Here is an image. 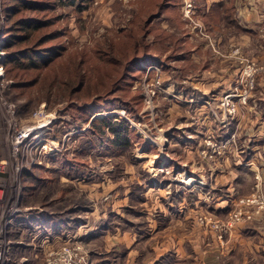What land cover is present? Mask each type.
Segmentation results:
<instances>
[{"label":"rangeland","instance_id":"1","mask_svg":"<svg viewBox=\"0 0 264 264\" xmlns=\"http://www.w3.org/2000/svg\"><path fill=\"white\" fill-rule=\"evenodd\" d=\"M32 1L49 8H23L9 20L3 8L18 2L0 0V264H152L162 256L172 264H264V217L218 234L240 200L264 201V160L257 158L264 141L257 97L264 95L254 85L240 101L247 66L264 65V28L249 21L261 0H233L250 31L214 21L205 0H171L167 8L165 0ZM185 1H192L189 12ZM160 7L147 38L152 56H139L112 94L108 86L87 100L88 111L78 108L89 97L85 90L77 101L21 106L24 95L7 78L21 69L4 62L2 48L14 19H48L34 33L54 37L42 47H64L54 62L64 67L109 43L119 46ZM220 58L239 75L222 73ZM227 96L236 113L227 111ZM38 110L44 115L36 119ZM108 116L130 130L129 147H112L110 132L102 140L88 132L94 119ZM16 133L24 138L15 154ZM189 166L242 170L244 184L211 188L213 175L193 185L176 173Z\"/></svg>","mask_w":264,"mask_h":264},{"label":"trees","instance_id":"2","mask_svg":"<svg viewBox=\"0 0 264 264\" xmlns=\"http://www.w3.org/2000/svg\"><path fill=\"white\" fill-rule=\"evenodd\" d=\"M18 5L12 7L4 6L7 19H12L19 14L23 8L30 10H41L49 8L45 3H36L32 0H15ZM73 1V0H70ZM174 7L171 0H165L163 6ZM224 8L223 2L213 3L209 12H214L213 20L225 25L230 22L231 11L220 9ZM162 7L156 13L149 15L141 26L129 30V35L121 39L119 46L117 43H109L105 48H99L100 53L95 50L91 52V56L85 59H79L77 62L66 64L64 67L58 66L55 60L62 54L64 47L58 44L42 47V43L51 40L53 36L45 33V35H35V31L46 28L49 25L48 19L27 15L25 17H17L8 26L10 33L7 43L3 44L6 57L5 63L16 64L21 69L13 72L7 78L14 80L11 85L14 90H18L19 94L24 96V104L21 106L34 107L40 103L61 104L63 102L77 101L79 92L86 91V100L81 102L79 110L88 111L87 100L94 97L105 95L110 86L111 94L119 88L121 80L127 73L136 66L139 56L151 57V44L147 38L152 32V18H158L161 14ZM228 13V14H227ZM220 14V16H219ZM219 17V18H217ZM120 41V40H119ZM183 55H175L179 58ZM23 60H27L25 63ZM32 68L33 71L26 75L25 70ZM6 71H11L6 70ZM89 75H94L90 77ZM258 79V78H257ZM255 80L257 85L258 81ZM17 91V92H18ZM95 92V93H89ZM21 97V96H20ZM22 97V98H23ZM112 117V116H111ZM111 117H102L94 119L88 132L98 138L103 139L106 132L112 134L109 140L110 145L114 148H127L131 145L130 137L127 133L130 131L125 123L114 121ZM34 186L30 188L33 190ZM48 217L51 215L47 214ZM53 219V218H52ZM170 260V261H168ZM172 259H165L163 256L156 259L152 264H172Z\"/></svg>","mask_w":264,"mask_h":264},{"label":"crops","instance_id":"3","mask_svg":"<svg viewBox=\"0 0 264 264\" xmlns=\"http://www.w3.org/2000/svg\"><path fill=\"white\" fill-rule=\"evenodd\" d=\"M220 1L224 3L225 11L229 10V9L231 11V17H230L229 25H230V23H232V25L235 26V29H237V30L239 29V31H240V29L242 31H250L246 27L247 26L246 25L247 18L244 19L243 14L239 13L238 9L236 8V5H234V3H233V0H205L206 14L209 12L210 7L213 3H217ZM224 8L220 7L221 10H223ZM256 15H257V17H256L257 19L252 17L251 19H249V21H258L260 24V25H258V27L264 28V0H261V4L258 7ZM220 23L224 24L222 21H220ZM226 61H227L226 58H220L219 62L221 63V66H222L221 70L222 71L221 70H219V71H221L223 73V70H224V72L227 75H239L240 70L235 72L234 70L229 69L228 66L230 68H232V65H228L227 63H225ZM211 71H210V73H211ZM207 73H209V69H205L203 72L204 75H207ZM257 81H258V83L256 85L257 88H255V93L257 92V94H259V95L260 94L264 95V81H262L261 78H258ZM205 86H207V85H205ZM257 99L259 101V105H258L259 106V113H261L260 119L262 120V121H258V125H259L258 127H259L260 133H262L263 132L262 128H264V97H262L261 99H259V97H257ZM260 108H261V110H260ZM190 135H192L191 132H190ZM258 139H261V138H258ZM187 142H189V140H187ZM259 146H260V149H259L260 154L257 155V158L259 160L260 159L264 160V157H263V155H264V141H261L259 143ZM226 155H227V153L226 154L223 153L221 157L226 158ZM246 158H248V157H246ZM241 159L245 160V158H242V157H241ZM234 164H238V162H236ZM244 164H247V163L244 162ZM263 169H264V167H263ZM182 171L185 172L186 177L190 178L189 180H191V184H193V185H194V181L196 180V177H197L198 181H200V180L204 181L206 178H208V176H213V175H214L213 179H210V180L208 179V183H207L209 185V187H211V188H215L214 185L219 184L218 185L219 187H224L227 190L231 191V190L240 189L241 186H243V184H244L243 177H242L243 175H240L242 173V170H229V169L221 168V170L215 169L214 171H210V173H208L209 172V170H208L207 173H204L203 171H201V168L199 166H196V169L191 168V166H189L187 168H183L181 170H178L176 173L181 175ZM262 172L263 173L262 174L259 173V175L263 177L264 176V170ZM226 175H231L232 177L231 178H229V177L225 178ZM204 182H206V180ZM189 184L187 186H190ZM150 190H153V188H150ZM219 204H217V205H219ZM226 205L227 204L225 203L224 205H221L218 208L221 211L222 207L225 208Z\"/></svg>","mask_w":264,"mask_h":264},{"label":"built area","instance_id":"4","mask_svg":"<svg viewBox=\"0 0 264 264\" xmlns=\"http://www.w3.org/2000/svg\"><path fill=\"white\" fill-rule=\"evenodd\" d=\"M185 8L184 11L189 12V8L192 7V1H185ZM248 69V73L247 75H251V77L248 79L247 84H246V88L243 90V92L241 93V98L240 101L241 103H245L246 102V98L247 96H249V92L253 89L254 84H255V79L253 78L255 75H264V65H259L255 62L250 63V65L247 66ZM229 96L226 97L225 100V106H227V111L229 113H236L237 112V107L234 104V102H232L229 98ZM43 112H41L40 110H38L35 114L34 117H43ZM16 136L19 137L18 138H14V146L17 147L14 152L15 154L17 153L18 149H19V143H21L22 139L24 138L23 134H17ZM18 139V140H17ZM210 144V142H208V145ZM217 153H220L219 151ZM3 160H0V172L4 171V165L1 164ZM1 199V198H0ZM239 202V201H238ZM237 202V203H238ZM240 202L242 204H238V206H235L228 215V220L226 223H224L225 226V230L223 228H220V233L219 236H222L223 231L227 232V230L233 225L238 223L241 220H253L255 219L257 216H262L264 217V201H261L259 204L257 205H251L250 202L251 200H240ZM236 203V204H237ZM253 203V202H252ZM205 219V217H204ZM200 221L202 223L208 224V221H204L203 218H200ZM8 223V222H6ZM213 228H218L217 225L212 224L211 225Z\"/></svg>","mask_w":264,"mask_h":264},{"label":"bare ground","instance_id":"5","mask_svg":"<svg viewBox=\"0 0 264 264\" xmlns=\"http://www.w3.org/2000/svg\"><path fill=\"white\" fill-rule=\"evenodd\" d=\"M1 44H2V42L0 41V47H1ZM39 118H40L39 116L36 117V119H39ZM1 164H2V165H5L6 162L3 160V161L1 162ZM0 251H1V249H0ZM0 260H2V256H1Z\"/></svg>","mask_w":264,"mask_h":264}]
</instances>
